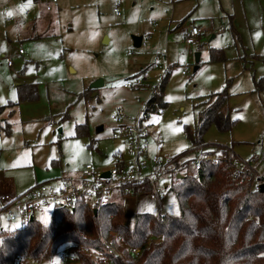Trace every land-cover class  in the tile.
<instances>
[{
  "label": "rangeland",
  "instance_id": "374dc122",
  "mask_svg": "<svg viewBox=\"0 0 264 264\" xmlns=\"http://www.w3.org/2000/svg\"><path fill=\"white\" fill-rule=\"evenodd\" d=\"M178 3L181 11L176 15L187 18L184 28L195 25L201 30L197 46H186L181 27L171 22ZM33 4L23 7L20 1L0 0V197L22 195L40 183L74 184L87 165L110 169L117 150L125 155L127 150L111 137L115 127L111 112L122 108L127 117L135 118L155 90L162 94V105L142 116L149 141L147 159L158 157L166 166L174 157L181 161L199 154L185 127L196 131L208 99L225 92L223 112L234 125L227 132L211 126L202 136L204 150L228 147L238 159L257 160L256 171L264 176V0H175L174 4L172 0H59L52 11L46 10L43 0ZM115 5L121 8V17L114 13ZM27 8L32 9L31 15H25ZM135 36H142L146 47L135 48ZM171 41L175 46L168 48ZM217 51H222L221 59L214 60ZM197 53L200 61L194 72ZM6 56L11 65L4 61ZM141 69L150 74L145 84L149 87L123 89L125 81ZM98 80L104 84L99 89L101 102L95 101L92 108L90 91ZM25 83L38 85L40 102L24 106L38 114L21 116V105L10 112V106L20 101L18 93L21 97L32 93L18 90L16 85ZM84 91H88V107L82 111ZM109 95L121 103H107ZM71 104L76 112L73 123L93 115V139L73 137L67 130L71 125L62 123ZM46 105L47 113L40 115ZM99 126L104 131L97 133ZM171 183L168 174L156 182L164 188L158 201L148 194L116 199L127 227L134 228L138 214L178 216L176 195L168 189ZM40 219L48 223L49 213ZM21 225L6 216L0 219V230ZM111 241L125 247L123 241ZM65 249L68 258L73 256L74 248L64 247L43 264H72L61 260Z\"/></svg>",
  "mask_w": 264,
  "mask_h": 264
},
{
  "label": "trees",
  "instance_id": "16d2710c",
  "mask_svg": "<svg viewBox=\"0 0 264 264\" xmlns=\"http://www.w3.org/2000/svg\"><path fill=\"white\" fill-rule=\"evenodd\" d=\"M219 53L222 51L213 52L211 58L221 59ZM37 87H19L25 92L32 90L26 96L21 93L22 97L18 93L19 100H37ZM159 91L151 93L144 115L162 105ZM225 95L223 92L215 95L214 100L208 99L209 105L201 113L203 122L196 131L185 127V132L194 149L202 153L221 151L228 160L216 165L203 164L199 179L187 175L193 157L180 161L177 156L167 164L178 169L177 173L166 171L172 177L168 189L176 195L178 216L138 214L134 228L130 229L125 224L122 205L113 202L95 215L79 198L74 209L56 212L48 223L35 218L16 229H1L0 264H19L24 257L51 261L61 248L69 246L74 248L72 264H264V192L253 191L248 181L255 170H236L234 163L241 159L228 147L204 150L205 131L213 126L227 132L234 125L223 112L227 104ZM62 117V122L66 121L67 113ZM75 136L91 138L87 122L75 127ZM149 189L150 184L145 183L135 189L133 196L148 194ZM115 234L123 238V258L105 252V244ZM134 249H139L138 255L132 254Z\"/></svg>",
  "mask_w": 264,
  "mask_h": 264
},
{
  "label": "built area",
  "instance_id": "2783aa9c",
  "mask_svg": "<svg viewBox=\"0 0 264 264\" xmlns=\"http://www.w3.org/2000/svg\"><path fill=\"white\" fill-rule=\"evenodd\" d=\"M43 1L47 4V11H52L59 2V0ZM29 13L30 11L27 12V14ZM114 13L117 17H121L120 6L116 5L114 7ZM200 35L201 30L196 26H192L184 35V43L188 47L197 46ZM141 47H146L143 40ZM20 53L22 54L23 51L21 50ZM8 62L9 64L12 63L10 59H8ZM170 69L167 66L166 72ZM188 70L189 68L186 66L183 74L185 75ZM149 79V72L143 71L135 77L127 79L123 87L130 90H142ZM162 113L163 111H161ZM143 114L142 110L135 118L129 120L122 108H117L111 112L110 121L115 126L111 137L124 144L127 150L126 155L120 150L117 151L111 161L113 165L110 169L101 170L93 165H87L74 184L69 185L63 182L61 185L54 186L50 183H40L22 195L16 197L2 196L0 197V219L6 216L10 222H20L23 225L28 224L32 219L35 220L36 214L39 215L40 219L49 213L51 219L60 210L74 209L76 200L79 198L83 199L91 210L99 211L115 202L116 199L133 196L135 189L145 183L150 184L148 195L158 201L159 197L164 195V188H159L156 182L166 175L167 170L177 173L178 169L173 165L165 166L158 157L153 160L147 159L149 141L148 134L143 129ZM60 137L61 134H58L57 138ZM221 160H228V156L221 151L200 152L191 159L187 175L199 179L203 164L216 165ZM256 161L254 159H241L234 163L235 169L240 172L247 167L255 170L256 174L248 179L251 182L253 191L261 190L262 180H264V176L256 171ZM106 172L109 173L108 177L105 176ZM178 174L180 176V173ZM114 238L123 241V238L117 234L114 235ZM105 252L120 258L124 257L123 250L121 247H117L115 241H109L105 244ZM139 252V249L132 250L134 255H138ZM68 253L67 250L63 251L61 260L67 261L69 259L74 263V256L68 258ZM19 264H43V260L24 257L19 261Z\"/></svg>",
  "mask_w": 264,
  "mask_h": 264
},
{
  "label": "crops",
  "instance_id": "0c3cea01",
  "mask_svg": "<svg viewBox=\"0 0 264 264\" xmlns=\"http://www.w3.org/2000/svg\"><path fill=\"white\" fill-rule=\"evenodd\" d=\"M15 1H20V3H22L23 4V7H26V3L27 2H31V4H33V1L34 0H15ZM180 1V0H179ZM172 3L174 4L175 3V0H172ZM34 5V4H33ZM179 5H180V3H178V4H174V15H173V21H171L172 23H176V25H175V28L177 27V28H179V27H181V32H183L182 34H183V41H184V35H185V33L189 30V28L190 27H192V26H188V27H185L184 28V26L186 25V23H187V18L186 17H183V18H181L182 16H184V15H181V16H177L176 14H177V12H180L181 10H180V8H179ZM116 6V5H115ZM119 6V5H118ZM5 8H6V5L4 6ZM28 11H30V13L29 14H27V12ZM31 13H32V9H29V8H27L26 10H25V15L27 16V15H31ZM182 13V12H181ZM183 14H185V13H183ZM241 15V9H239V15L238 16H235L236 17V20L238 19V17ZM176 16L179 18V19H176ZM231 18H234V16H230ZM181 18V19H180ZM7 20H10L9 22H11V19H7ZM174 20H176V21H174ZM186 20V21H185ZM195 26V25H194ZM197 27V26H196ZM199 28V27H198ZM200 29V28H199ZM169 36V35H168ZM34 38H39V36L37 35V36H35ZM170 45H172V47L173 46H175L174 45V42L173 41H171V42H169L168 43V48H170ZM3 58H0V62L1 61H3L2 60ZM8 59H10L9 57H4V61L6 62V64L7 65H11V64H9V62H8ZM11 60V59H10ZM146 69V68H145ZM145 69H141V71H138V72H136V73H134L135 75L134 76H132V77H135L136 75H138L139 73H141V72H143V71H145ZM186 75V74H185ZM132 77H130V78H132ZM129 79V78H128ZM28 85H36V86H38L37 84H17L16 86H19V87H23V88H26ZM147 87H149V86H147ZM146 87V88H147ZM100 89V88H99ZM99 89H92L91 91H90V97L92 98L91 100V102H90V106L92 107V108H96L95 106H94V102L96 101V102H101V98H100V91L101 90H99ZM123 89H125L124 87H123ZM37 91H38V99L37 100H31V99H26V100H20L19 101V103H13V105L14 106H10L9 104L8 105H5L4 107H8V106H10L11 107V110H10V112L11 111H13L15 108L14 107H16L17 108V106L18 105H21L22 107H23V110H22V112H20V115L22 116V114H24V113H27L28 115H32V114H38V112L37 111H33V109H31V108H24V106H27V105H33V104H35V102L36 103H39L40 102V95H39V88L37 87ZM111 92V89H108V90H106V93H110ZM87 93H88V91H84L81 95H80V100H81V104H80V107H81V109H82V111L84 110V108L87 110ZM93 93H95L93 96H91V94H93ZM104 95V94H103ZM139 95H141V94H139ZM151 95V94H150ZM150 95L149 96H147L146 98H148V97H150ZM18 99H20V96H19V94H18V97H17ZM149 99V98H148ZM148 100H146L144 103H143V106H142V110H143V112H144V106H145V104H146V102H147ZM110 102H114V104H113V106H115L117 103H121V101L119 102V101H116L115 99H113V97L111 96V95H109L108 96V102L107 103H109L110 104ZM11 103V102H10ZM74 105V104H73ZM73 105L71 104L70 106H69V108H68V110H67V115H68V119L64 122H62V123H64V124H66V123H68V125H71V127H72V129L70 130V128L68 127L67 128V130L69 131V134H71V135H73V137H75V138H77L76 136H75V127L77 126V125H80V124H84L85 122H87L88 123V126H89V134H90V137L93 139V129H92V124H93V115L91 114L90 115V118L89 119H87V116L86 115H84V116H86V118L84 117V119H85V121H83V117H82V121L81 122H77V123H80V124H75V123H73V120H74V118H75V116H76V112H75V110H73V108L75 107H73ZM48 105H46V107L44 108L45 110H44V112L43 113H41L40 112V115L41 114H46L47 113V107ZM112 108V107H111ZM110 108V109H111ZM77 110V109H76ZM4 111V110H3ZM5 111H7V110H5ZM33 111V112H32ZM31 112V113H30ZM22 113V114H21ZM66 113H63L64 115L66 114ZM126 114V113H125ZM7 115H9V114H7ZM144 115V114H143ZM127 116V115H126ZM132 116L133 115H128V117H127V119H132ZM143 118H144V116H143ZM31 119H36V117L35 116H32L31 117ZM71 123V124H70ZM102 127V129L101 130H99V128H101ZM143 129H144V127H143ZM61 130V132L59 131V133L61 134V137H62V134L64 135V131H65V127L64 128H62V129H60ZM99 130V131H98ZM145 130V129H144ZM96 131H97V133H99V132H103L104 131V127L103 126H99V127H97L96 128ZM145 132H146V130H145ZM102 135V133L101 134H99L98 136H101ZM61 137L58 139V140H60L61 139ZM116 141H118V140H116ZM120 142V141H119ZM120 144H122L121 142H120ZM124 145V144H123ZM119 150V149H118ZM117 150V151H118ZM96 151H98V149L96 148ZM100 154L101 155H103L101 152H100ZM1 155H0V160H1ZM82 174V173H81ZM81 176V175H80ZM53 178H57V176H55V177H51V178H48V180H50V179H53ZM80 178V177H79ZM78 181V180H77ZM119 199H121V198H119ZM116 202V201H115Z\"/></svg>",
  "mask_w": 264,
  "mask_h": 264
},
{
  "label": "water",
  "instance_id": "95a60500",
  "mask_svg": "<svg viewBox=\"0 0 264 264\" xmlns=\"http://www.w3.org/2000/svg\"><path fill=\"white\" fill-rule=\"evenodd\" d=\"M142 40H143V37H142V36H135V37H133L134 47H135V48H140V47H141V44H142ZM199 61H200V53H197V54H196V63H199ZM197 70H198V66H196V67L194 68V72L197 71ZM103 85H104V84H103V81L98 80L97 82H95V84L92 85V89H99V88H101ZM101 129H102V127L99 128V130H101ZM99 130H98V131H99ZM60 132H61V130H60ZM105 176L108 177V176H109V173L106 172V173H105ZM179 177H180V176H179ZM181 177H183V176H181ZM261 191L264 192V185L261 186ZM97 213H98V211H97V210H94V214L97 215ZM33 221H34V220L32 219L31 222H33Z\"/></svg>",
  "mask_w": 264,
  "mask_h": 264
},
{
  "label": "snow or ice",
  "instance_id": "6c2138e0",
  "mask_svg": "<svg viewBox=\"0 0 264 264\" xmlns=\"http://www.w3.org/2000/svg\"><path fill=\"white\" fill-rule=\"evenodd\" d=\"M9 14H11V13H9ZM177 215H179V213H177Z\"/></svg>",
  "mask_w": 264,
  "mask_h": 264
}]
</instances>
